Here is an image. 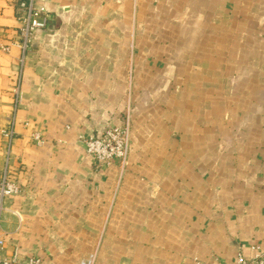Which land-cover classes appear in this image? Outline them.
<instances>
[{
	"label": "crops",
	"instance_id": "1",
	"mask_svg": "<svg viewBox=\"0 0 264 264\" xmlns=\"http://www.w3.org/2000/svg\"><path fill=\"white\" fill-rule=\"evenodd\" d=\"M18 2L0 0V179L9 150L22 189L0 258L264 251V0H38L45 27L28 38ZM123 122L126 166L97 167L80 137Z\"/></svg>",
	"mask_w": 264,
	"mask_h": 264
},
{
	"label": "built area",
	"instance_id": "2",
	"mask_svg": "<svg viewBox=\"0 0 264 264\" xmlns=\"http://www.w3.org/2000/svg\"><path fill=\"white\" fill-rule=\"evenodd\" d=\"M38 0H19L17 7V20L21 27L20 31L25 37L34 34L35 31L45 27V9L37 5ZM0 50L6 51L7 47L0 45ZM9 133L6 134V136ZM33 143L39 145L42 137L38 133L31 136ZM80 141L87 155L91 156L94 164L98 166L119 163L126 166L128 123L123 122L120 126L107 127L103 131L90 136H81ZM10 152L6 153V164L0 179V217L5 210L6 201L22 193L21 187L10 178ZM4 239L0 234V255L4 253ZM0 264H42L37 257L21 259L18 249L15 247L8 256L0 258ZM233 264H264V251L255 252L247 257L238 254Z\"/></svg>",
	"mask_w": 264,
	"mask_h": 264
}]
</instances>
